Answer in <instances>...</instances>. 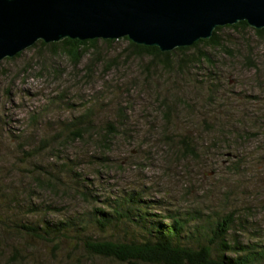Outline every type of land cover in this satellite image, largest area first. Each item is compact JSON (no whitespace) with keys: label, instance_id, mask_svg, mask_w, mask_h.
<instances>
[{"label":"rangeland","instance_id":"obj_1","mask_svg":"<svg viewBox=\"0 0 264 264\" xmlns=\"http://www.w3.org/2000/svg\"><path fill=\"white\" fill-rule=\"evenodd\" d=\"M225 34L238 46L234 48V54L215 52L216 73L207 65L193 68L185 77L187 82L181 80L179 92L194 96L196 85L206 95L207 89L199 81L205 83L213 72L222 78L219 95L226 103L218 99L213 104L216 108L202 117L210 116L211 121L212 117H225L231 110L234 119L247 118L242 129L245 128L250 139L242 142L238 137L234 138V147L229 151L219 140L218 146H214V139L206 135L205 128L191 126L184 116L176 119L174 125H165L153 105L155 92L145 93L143 89L148 77L143 68L147 61L129 58L125 53L128 47L125 41L112 46L99 43L97 49H91L77 64L63 51L55 53L51 49L33 48L24 51L20 58L1 61L0 191L2 188L24 190L28 187L31 194L37 195L32 200L34 204L46 202L79 212L84 207L82 203H70L65 198L41 191L33 186L32 175L25 171V168H31L26 163L53 167V164L70 161L72 168L93 181L98 193L104 196L141 189L149 193L147 199L161 200L167 208H178L182 212L195 214L198 211L208 216L223 213L227 208L249 211V222L264 233V39L256 37L252 31L240 34L227 30ZM247 59L259 69L250 68ZM89 63L93 69L91 78L87 79ZM168 79L161 85L164 91H171L178 84L171 82L173 77ZM62 93L66 97L64 101L73 103L74 107L51 106L52 99ZM104 94L109 99L112 97V102L105 100L104 110L98 111L94 120L97 125L114 121L116 128L127 134L115 139L108 152L99 149L93 138L65 145L50 142L47 148L41 147L45 139L65 127L63 123L83 112L82 103ZM119 109L124 111V118L118 117ZM38 113H41L39 121L31 125L30 117ZM186 134L198 143L199 160L182 162L178 155L180 145L166 146L167 138ZM59 139L63 140L64 136ZM35 147L40 150L30 156L24 154ZM227 152L235 158L228 160ZM238 157L243 165L233 174L232 163ZM103 158L104 166L100 163ZM6 213L5 208H0V218L6 217ZM51 218L56 219L55 214H51ZM124 231L110 230L106 235L97 233L95 236L114 239L112 235H117L121 239ZM16 243L11 241L10 245L15 247ZM23 243H20V259L26 260L23 264H71L67 259H88L83 264H120L90 257L84 249H75L68 243H62L57 253L52 251V244L38 240ZM10 252L11 248L3 253L4 257L1 255L0 264H5Z\"/></svg>","mask_w":264,"mask_h":264},{"label":"trees","instance_id":"obj_2","mask_svg":"<svg viewBox=\"0 0 264 264\" xmlns=\"http://www.w3.org/2000/svg\"><path fill=\"white\" fill-rule=\"evenodd\" d=\"M227 30L240 34L252 31L256 37L264 39V29L256 30L247 22H239L232 26L217 27L212 38L168 53L161 52L157 47L136 45L128 38L117 41L65 39L51 44L39 41L29 49H51L55 53L63 51L77 64L91 49H97L99 43L112 46L121 40L127 42L125 53L129 58L147 61L143 68L148 77L143 89L145 93L155 92L153 105L162 115L165 125H174L176 119L184 116L185 121L191 126L205 128L206 135L214 139L212 141L214 146H218L219 140L224 145L223 148L229 151L234 138L238 137L242 142L250 139L245 128L242 129L247 118L234 119L231 110L225 113V117H212L211 121L210 116L202 117L210 112V109L216 108L213 104L221 99L219 93L222 78L215 74L218 67L217 61H214L215 52L224 51L232 55L234 48L238 47L225 34ZM23 53L24 51L14 58H20ZM246 64L250 68L259 69L257 65L251 64L249 59ZM204 65L211 66L215 72L212 77L210 74L205 83L199 81V84L207 89V94L203 95L196 85L194 86L196 95L185 96L180 93L181 80L186 83L185 77L189 76L191 70ZM92 67L91 63L86 66L87 79L91 78ZM172 77L171 82L178 84L171 91L168 87H166L168 91H164L162 83ZM146 87H149L148 90ZM225 97L231 100L227 94ZM109 98L104 94L102 97H92L90 101L82 103L83 112L70 122L63 123L65 127L51 138L45 139L41 147L47 148L50 142L65 145L93 138L99 149L108 152L115 139L127 135L125 131L122 134V131L116 128L114 121L97 125L98 122L94 120L98 111L104 110L103 102L105 100L112 102V97ZM64 99L66 97L63 93L58 95L52 99L51 106L58 108H61L62 104L68 108L75 106ZM221 100L225 102L224 99ZM49 106L46 109H49ZM216 112L217 109L213 115ZM40 117L41 113L31 116V125L37 123ZM118 117L124 118V111L119 109ZM232 118L234 120L230 124ZM62 135L64 139L60 140ZM12 138L20 140L18 136ZM167 140L166 146L169 148L180 145L178 150L180 161L200 159L196 146L198 143L192 140L191 135L175 136ZM170 140L173 141L172 144ZM26 142L29 145L27 140ZM39 147L30 148L24 151V154L30 156L40 150ZM20 150L24 149L20 147ZM226 156L230 161L235 158L230 152H227ZM104 160L103 158L100 161L103 166ZM71 163L66 161L61 165L53 164V167L32 166L26 163L25 165L31 168H25V171L32 175L33 186L41 191L60 199L65 198L70 203H82L84 207L79 212L46 202L34 204L32 200L37 198V195L31 194L28 187L24 190L18 188L13 190L11 187L1 189L0 208H5L7 213L6 217L0 218L2 227L0 257L9 248L12 251L5 260L3 259L5 264L25 263V259H20V243L23 245V241L26 240L52 244L54 253L59 252L62 243H68L75 249H84L90 257L112 260L120 264H264V233L249 222L251 217L249 211L239 212L237 209L227 208L223 213H212L208 216L198 211L195 214L182 212L178 208H167L162 205L161 200L147 199L149 193L141 189L123 190L111 196H104L98 193L94 182L73 169ZM73 163L78 167L76 162ZM232 164L233 174H236L242 168V159L238 157ZM51 214H55L56 219H52ZM110 230L124 231V234L121 239L117 235H112L114 239L95 236L97 233L106 235ZM11 241H17L15 247L10 245ZM84 260L88 259H67L71 264H83Z\"/></svg>","mask_w":264,"mask_h":264},{"label":"water","instance_id":"obj_3","mask_svg":"<svg viewBox=\"0 0 264 264\" xmlns=\"http://www.w3.org/2000/svg\"><path fill=\"white\" fill-rule=\"evenodd\" d=\"M239 22L264 29V0H0V62L65 39L128 38L168 53Z\"/></svg>","mask_w":264,"mask_h":264}]
</instances>
